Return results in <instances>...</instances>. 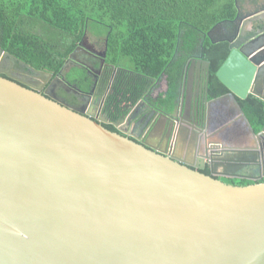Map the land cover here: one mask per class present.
<instances>
[{
    "label": "water",
    "instance_id": "1",
    "mask_svg": "<svg viewBox=\"0 0 264 264\" xmlns=\"http://www.w3.org/2000/svg\"><path fill=\"white\" fill-rule=\"evenodd\" d=\"M244 20L262 26L264 11L238 10ZM249 46L231 44L217 73L229 93L206 95L197 126L204 145L241 155L264 137L238 103L264 101V34ZM203 62L184 74L179 119L191 126L186 90ZM226 112L234 121L216 124ZM126 134L0 76V264H264V183L226 184Z\"/></svg>",
    "mask_w": 264,
    "mask_h": 264
},
{
    "label": "trees",
    "instance_id": "2",
    "mask_svg": "<svg viewBox=\"0 0 264 264\" xmlns=\"http://www.w3.org/2000/svg\"><path fill=\"white\" fill-rule=\"evenodd\" d=\"M238 10L236 0H0V47L19 62L56 76L88 33L103 37L107 61L127 73L126 98L140 97L166 75L168 91L162 102L172 110L183 65L201 52L204 37L216 26L224 23L233 29ZM205 39L213 100L229 93L217 73L231 49L229 43ZM83 75L74 73L77 80ZM238 103L254 131H262L264 101L250 94ZM221 181L240 187L264 183Z\"/></svg>",
    "mask_w": 264,
    "mask_h": 264
},
{
    "label": "flooded vegetation",
    "instance_id": "3",
    "mask_svg": "<svg viewBox=\"0 0 264 264\" xmlns=\"http://www.w3.org/2000/svg\"><path fill=\"white\" fill-rule=\"evenodd\" d=\"M236 3L242 18L264 11V0H236ZM236 19L233 29L221 23L211 31V37L207 38L213 43L249 46L251 41L264 34V25L258 26L253 23L249 26V23L254 21L245 20L238 24ZM90 37L93 43H89ZM205 40L204 37L201 52L194 53L183 65L178 96L172 110L162 102L168 87L165 93L160 94L168 86L167 76L159 82H153L140 97L129 95L127 99L126 91L129 88L126 82L127 73L107 61L108 41L90 33L71 53L59 75H53L48 79L46 75L39 73L41 71H33L23 62L3 57L0 53V76L36 91L113 132H126L125 136L137 144L165 157L174 156L179 162H186L190 168L207 176L218 180L239 178L264 180V137L259 138L257 144H254V150L242 155L238 152L236 154L233 151H222L217 143H214L212 148L204 145L206 140H203L204 137L198 127L205 124V116L200 112L205 109L206 95H209L211 68L210 62L204 58ZM100 44L102 47L98 48ZM201 59L206 62H203L195 78L192 77L194 91L191 93L186 90V99L192 104V110L188 109V113L193 112V115L186 114L185 119L193 122L191 126L182 118L179 119L184 74L186 71L191 72V68L197 71L196 63ZM75 72H84L86 77L83 75L77 80L74 77ZM159 112H163L168 118L159 116ZM233 121L234 119L226 112V115L218 113L214 122L225 126ZM183 126L187 129L182 135L176 136L174 132ZM259 133L261 131L257 134ZM230 142L235 143L233 139ZM242 142L244 143V141L239 143ZM201 146L204 150L200 148ZM205 154H209L210 158L203 163Z\"/></svg>",
    "mask_w": 264,
    "mask_h": 264
},
{
    "label": "rangeland",
    "instance_id": "4",
    "mask_svg": "<svg viewBox=\"0 0 264 264\" xmlns=\"http://www.w3.org/2000/svg\"><path fill=\"white\" fill-rule=\"evenodd\" d=\"M89 43H93V39L91 37L89 38ZM101 47H102V45L100 44V46L98 48H101Z\"/></svg>",
    "mask_w": 264,
    "mask_h": 264
},
{
    "label": "crops",
    "instance_id": "5",
    "mask_svg": "<svg viewBox=\"0 0 264 264\" xmlns=\"http://www.w3.org/2000/svg\"><path fill=\"white\" fill-rule=\"evenodd\" d=\"M165 77V76H164ZM157 84H159V83H157ZM164 84H165V82H164ZM167 87L168 86H166V88L165 89H163V92H160V94H163V93H165L166 92V90H167Z\"/></svg>",
    "mask_w": 264,
    "mask_h": 264
},
{
    "label": "bare ground",
    "instance_id": "6",
    "mask_svg": "<svg viewBox=\"0 0 264 264\" xmlns=\"http://www.w3.org/2000/svg\"><path fill=\"white\" fill-rule=\"evenodd\" d=\"M6 57H9V56H6ZM10 58V57H9ZM209 101H211L210 99H209ZM197 146H198V144H197ZM197 148V147H196ZM197 150V149H196Z\"/></svg>",
    "mask_w": 264,
    "mask_h": 264
},
{
    "label": "clouds",
    "instance_id": "7",
    "mask_svg": "<svg viewBox=\"0 0 264 264\" xmlns=\"http://www.w3.org/2000/svg\"><path fill=\"white\" fill-rule=\"evenodd\" d=\"M164 76H166V75H164ZM164 76H163V77H164Z\"/></svg>",
    "mask_w": 264,
    "mask_h": 264
}]
</instances>
